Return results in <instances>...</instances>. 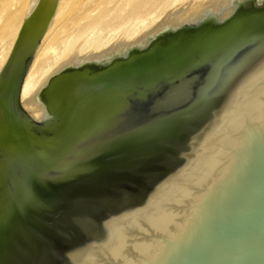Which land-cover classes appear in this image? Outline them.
I'll use <instances>...</instances> for the list:
<instances>
[{"label":"water","instance_id":"1","mask_svg":"<svg viewBox=\"0 0 264 264\" xmlns=\"http://www.w3.org/2000/svg\"><path fill=\"white\" fill-rule=\"evenodd\" d=\"M58 1L0 70V264H264V0L169 9L20 103Z\"/></svg>","mask_w":264,"mask_h":264},{"label":"bare ground","instance_id":"2","mask_svg":"<svg viewBox=\"0 0 264 264\" xmlns=\"http://www.w3.org/2000/svg\"><path fill=\"white\" fill-rule=\"evenodd\" d=\"M31 1L32 0H0V70L2 69L16 40ZM122 1V4L119 3L121 7H118V11L110 20H106L103 16V12L107 9H103V14L100 16L98 15V17H91L93 14L91 15L88 13L90 9H95L94 6L97 8L106 6L107 3H110V0L58 1L54 13L34 51L29 67L21 83L19 93L20 103H22L24 99L29 98L54 68L73 50L77 51V56H82L90 50L94 52L104 50L114 42L116 38L125 41L134 40L143 31L151 28L162 18L158 17L161 16L162 13L160 15H154L155 17H153V14H155L153 13L151 15L152 17H150L151 19H149L148 16V18L144 17V19H139L138 17H140V15L137 16V13L142 12L145 8L146 10L150 9L149 6L155 3V0ZM163 2L161 3L162 5ZM193 3L191 2L190 4ZM170 4L172 5L171 2ZM110 8L112 9L113 7ZM165 10L166 9H164L163 12ZM109 14H111L110 11ZM127 23L129 25L125 26ZM104 24L108 25L109 28H111L112 24H115L114 27L109 29L112 31L111 33H108L104 37H99L97 33L98 36L90 35L91 38H88L89 32L87 38H83L82 35L86 33L85 31L90 30L91 32H94L100 29ZM108 26L105 27L106 31L103 29L105 32H107ZM103 30H100V32ZM119 30L120 32H118ZM84 35L86 36V34Z\"/></svg>","mask_w":264,"mask_h":264},{"label":"rangeland","instance_id":"3","mask_svg":"<svg viewBox=\"0 0 264 264\" xmlns=\"http://www.w3.org/2000/svg\"><path fill=\"white\" fill-rule=\"evenodd\" d=\"M97 1V0H96ZM119 1V2H118ZM164 1V2H163ZM175 3H173V2ZM199 1H203V0H194V3H197V2H199ZM117 2V3H116ZM122 0H110V3L108 4H106V6H104V7H102V8H97L96 6H94V8L95 9H90L89 10V12L88 13H90L92 16L91 17H98V15L100 16V15H102L103 13L105 14H103V16L105 17V19L106 20H110L114 15H115V13L118 11V7L120 6V4H122ZM163 2V5L161 4ZM170 2L172 3V5L170 4ZM193 3V0H176V1H174V0H169V1H167V0H155V3H153L151 6H149L150 7V9H148V10H146V8L142 11V12H140V13H137V16H139L140 15V17H138L139 19H144V17H149V19H151L150 17H152L151 15L153 14V13H155V14H153V17H155L154 15H156V14H158V15H160L161 13V16H158L159 18H161V17H163V13L165 14V12L167 11V10H169V9H178V8H182V7H186V6H189V5H191L190 3ZM120 3V4H119ZM193 3V4H194ZM113 4V5H112ZM115 4V5H114ZM189 4V5H188ZM160 5V6H159ZM162 5V6H161ZM182 5V6H181ZM184 5V6H183ZM115 6V7H114ZM159 6V7H158ZM165 6V7H164ZM109 9H108V8ZM110 7H113L112 9L110 8ZM121 7V6H120ZM158 7V8H157ZM161 7V8H160ZM170 7V8H169ZM178 7V8H177ZM92 8V7H91ZM103 9H107L106 11H104ZM115 9V10H114ZM164 9H166L164 12H163V10ZM112 10V11H111ZM104 11V12H103ZM109 11H110V13L111 14H109ZM157 11H159V12H157ZM92 12V13H91ZM96 12V13H95ZM103 12V13H102ZM150 12V13H149ZM107 15V16H106ZM150 15V16H149ZM90 16V15H89ZM107 17V18H106ZM147 17V18H148ZM147 18H146V21H147ZM148 19V20H149ZM129 22V21H128ZM130 23V22H129ZM125 25V24H124ZM127 25H129L128 23L125 25V26H127ZM108 25H102V29L100 28V29H98V30H96V31H94V32H91L90 30L88 31H85L86 33H84V34H86V36L83 34L82 36H83V38L84 37H86L87 38V36H88V33H89V37L88 38H91V36H98L99 35V37L100 36H102V37H104L105 35H107L108 33H111L112 31H110L109 29H111L112 27H114L115 26V24H112L111 25V28H109V26H108V29H107V32H105L106 31V28L105 27H107ZM104 27V28H103ZM124 27V26H123ZM99 28V27H98ZM105 31H104V30ZM100 30H103V31H101L100 32ZM121 30V29H120ZM120 30L118 31V32H120ZM98 31V32H97ZM101 33V35H100V33ZM92 33H94V34H92ZM97 33H98V35H97ZM104 35H103V34ZM91 35V36H90Z\"/></svg>","mask_w":264,"mask_h":264}]
</instances>
